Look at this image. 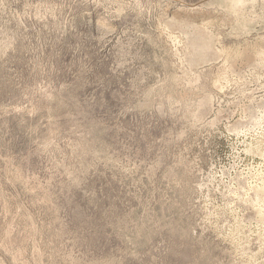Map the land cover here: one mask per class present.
Masks as SVG:
<instances>
[{
  "label": "rangeland",
  "instance_id": "1",
  "mask_svg": "<svg viewBox=\"0 0 264 264\" xmlns=\"http://www.w3.org/2000/svg\"><path fill=\"white\" fill-rule=\"evenodd\" d=\"M230 2L0 0V264H264V0Z\"/></svg>",
  "mask_w": 264,
  "mask_h": 264
},
{
  "label": "bare ground",
  "instance_id": "2",
  "mask_svg": "<svg viewBox=\"0 0 264 264\" xmlns=\"http://www.w3.org/2000/svg\"><path fill=\"white\" fill-rule=\"evenodd\" d=\"M229 1H231L229 4L231 5V3H232V5H231V7H232V9L233 10H235L234 8H236V6H238V5H243L245 2H246V0H229ZM230 5L228 6V7H230ZM230 7V8H231ZM229 8V9H230ZM238 8V7H237ZM241 8V7H240ZM238 10V9H237ZM236 11V10H235ZM240 11V10H239ZM197 38V37H196ZM201 40V39H200ZM197 41V40H196ZM194 42V41H193ZM195 44V43H194ZM200 46V45H199ZM198 47V46H197ZM201 47V46H200ZM208 47H209V45H208ZM196 48V47H195ZM197 49H199V48H197ZM202 49V48H201ZM205 49V48H204ZM200 50V49H199ZM195 53V52H194ZM201 54V53H200ZM199 57V56H198ZM206 57V56H205ZM203 58V57H202ZM205 60V59H204ZM264 192V191H263ZM263 195V194H262ZM260 197V196H259ZM257 200H259V199H257ZM260 200H261V198H260ZM257 203V202H256ZM264 216V215H263ZM264 220V219H263Z\"/></svg>",
  "mask_w": 264,
  "mask_h": 264
}]
</instances>
